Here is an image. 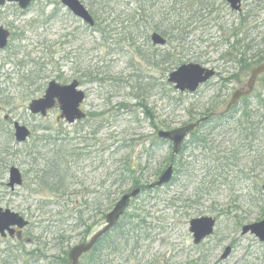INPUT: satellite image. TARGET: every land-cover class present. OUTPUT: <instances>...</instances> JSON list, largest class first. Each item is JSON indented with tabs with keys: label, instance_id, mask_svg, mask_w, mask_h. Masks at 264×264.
<instances>
[{
	"label": "rangeland",
	"instance_id": "rangeland-1",
	"mask_svg": "<svg viewBox=\"0 0 264 264\" xmlns=\"http://www.w3.org/2000/svg\"><path fill=\"white\" fill-rule=\"evenodd\" d=\"M81 1L89 9V0ZM209 2L214 9L207 8L191 22L190 34L181 45L158 48L157 55L169 52L175 60L173 66L164 67L144 61L121 41L124 35L118 15L132 8V0H113V14L104 13L101 18L106 23L101 28L76 18L61 0H32L26 10L13 3L0 8V27L12 33L7 49L0 51V164L4 167L0 171V207L30 223L21 240L0 237V264H61L64 253L100 228V212L109 213L134 190L132 180L122 187L113 184L122 174L124 160L145 169L138 174L151 190L145 188L133 200L118 228L106 237L102 264H264V245L251 234H241L243 225L264 220V198L254 208L245 200L252 180L241 179L235 171L227 177V183L232 180L234 185L212 183L214 177L208 171L218 161L207 152L209 148L204 149L206 144L200 140L191 143V136L187 150L173 161L171 143L151 149L159 131L223 112L234 91L245 86L230 80L241 77L246 82L257 64L255 55L264 53V29L261 34L254 29L258 24L264 27V0H243L240 13L233 12L227 0ZM192 3L194 0H156L148 20L152 25L165 20L171 23L179 7L187 10ZM245 17H249L247 24L239 28L245 33L239 40L244 41L237 44L231 38L227 42ZM146 27L151 36V26ZM149 42L140 37L139 45L145 44L146 53L152 55L156 48ZM231 45L241 51L250 45L246 70L238 63L236 52L230 54ZM154 60L157 63L161 58ZM190 63L216 69L219 76L193 94H182L168 83L166 68L172 72ZM52 81L80 83L87 96L81 106L85 119L69 125L60 119L58 106L45 118L30 113V103L42 98ZM255 87V92L264 88V76ZM14 121L32 131L24 144L15 141ZM233 129L231 125L226 133L212 134L206 146L214 153L223 152L237 137ZM96 130L98 135L93 136ZM49 135L59 140L56 146L62 155H72L70 167L62 172L67 188L59 194L40 186L42 172L56 151L41 140ZM125 143L128 149H118ZM246 163L239 171L245 170ZM171 164L173 180L152 188ZM12 167L24 178L14 192L7 187ZM177 168L181 170L176 172ZM261 175L252 179L262 181ZM202 217L216 219L217 226L213 236L196 246L190 221ZM238 220L243 225L238 226ZM227 247L232 248L231 255L222 260ZM80 264H87L86 259Z\"/></svg>",
	"mask_w": 264,
	"mask_h": 264
},
{
	"label": "trees",
	"instance_id": "trees-1",
	"mask_svg": "<svg viewBox=\"0 0 264 264\" xmlns=\"http://www.w3.org/2000/svg\"><path fill=\"white\" fill-rule=\"evenodd\" d=\"M132 1V8H128L120 13V15H118V22L123 28L120 34L124 35V38L121 41L127 43L129 47L134 51V54L142 58L144 61H153V64L162 67L167 65L173 66V62H175V60L169 52L162 53V51H160V53L157 55L156 52L159 49L156 48L153 44V47H155L156 49L155 52L152 53V55H148L146 53L147 51L144 48L145 44L143 46L139 45L140 37L144 38L146 44L150 43V36L147 33L146 26L150 25L153 32H157L161 34L165 39H167V45H172L174 43L181 45V42H184L187 39V36L190 34L189 29L192 26L191 22H193L195 18H198L200 13L206 11L207 8L211 7L212 10L214 9L209 0H194V3H192L190 7L188 6L187 10L179 7L175 11L176 20L173 21L174 24L173 22L170 23V21L168 23L165 20L160 25H152V23L148 20L147 14L152 10V8H154V3L156 2V0ZM88 2L89 11L96 20L95 28H101V26L106 23V19L101 18L104 13H107L106 11L109 10V15L113 14V8L110 7V3H112L113 0H89ZM185 12H188L189 15ZM248 18L249 17H245L242 19V21L239 23V27L237 28V30L232 31V34L230 35L227 42H230L231 38L236 39L237 44H239V42L241 41H244V39L239 40L240 36L243 37L242 35H245V33L243 34L239 28H242V26L247 24L246 22ZM125 25H127L128 29L124 27ZM113 31H111V33ZM102 32L107 34L106 29H103ZM250 45L242 47L244 51L238 49L237 45H231L233 50L230 51V54L234 56V52H236L237 61L243 68L250 67V65L247 64V57L251 53ZM155 58H161V60H156L157 63H154ZM255 59L258 60L259 64L262 60H264V57H262L261 54H256ZM166 71L167 73L171 72L170 69L167 68ZM140 91L143 92V89H140ZM206 115H208V113ZM191 117L192 119H194L193 114H191ZM231 125L234 126L233 132H237V137L232 140L231 145H229L226 150H224L223 152L214 153V149L212 147L206 146L207 142L210 140V136L214 133L220 134V132H222L226 128L228 129L229 127H231ZM44 130H46L44 132L50 131L48 129ZM98 132V130L94 131L93 136L98 135ZM223 133H226V130ZM191 137V143H193L195 140H200V142L206 144L203 145L204 147H206L204 149L209 148L207 152H209V154L218 161L217 167L208 171L210 176L212 178L214 177L212 183L221 184L220 182H223L226 186L234 185L232 180L227 183V177L233 175L235 171H238L237 174L242 176L241 179L244 178L245 180H252V187L250 185V193L247 196L248 199L245 198V200H247L249 206L253 208L257 207L261 202V199L264 198V88L258 92L253 93L251 97L244 98L236 107L232 109L229 114L223 117L211 118L204 121L198 127V129L191 134ZM41 140L46 141V143H48L49 145L52 144L54 147H56V151L53 159L49 160L48 169L42 172L43 175H41L42 177L40 186L54 194H59L67 188V177H65L62 172L70 167V164L72 163V160H70L72 159V155H62V150L59 151V149H57L56 145L59 140L56 137L49 135ZM163 143H166V141L156 139L151 145V149L159 147ZM127 146L128 145H126L125 143L124 145L118 147V149L126 150L129 148ZM187 148L188 146L186 142L181 154L184 150H187ZM173 160L174 159L172 158L171 161ZM244 161L247 162L245 165L246 168L245 170L239 171V167ZM123 162L124 169L122 170V174L118 175L119 179L115 180L113 184L122 187L128 181L132 180L133 189L141 188L142 192L146 190L145 188L151 190L150 187H144V185L142 184L143 175L140 174H142L145 169L132 166L128 160H124ZM2 167L3 166H1L0 164V171L3 170L4 167ZM181 169L177 168L175 171L179 172ZM139 172L140 174H138ZM259 173L263 174L261 175L262 181L257 177H254L252 179V176L256 174L258 175ZM237 225L241 226L243 225V222H240L238 220ZM105 247L106 246L95 248L89 255H87V264H102V255L105 251H107ZM108 249L113 250V254L116 253L115 249ZM64 255L66 258L64 257V259L61 261V264H64L65 261L68 262V253L66 252L64 253Z\"/></svg>",
	"mask_w": 264,
	"mask_h": 264
},
{
	"label": "water",
	"instance_id": "water-1",
	"mask_svg": "<svg viewBox=\"0 0 264 264\" xmlns=\"http://www.w3.org/2000/svg\"><path fill=\"white\" fill-rule=\"evenodd\" d=\"M243 0H227L233 12H240ZM32 0H0V7L7 3H16L19 8L26 10ZM66 7L76 18L82 20L90 27H94L96 22L87 7L80 0H61ZM10 38V32L0 27V51L7 48ZM151 42L155 47H164L167 45V40L159 33L151 34ZM264 74V62L255 67L247 85L235 91L226 108L229 112L239 101L246 96H250L257 81V78ZM216 75L215 70L207 69L199 64H183L178 69L170 73L168 82L172 84L175 90L180 93H195L203 84L209 82ZM86 100V94L81 90L78 81H73L69 85H61L56 81L48 84L44 96L31 102L29 110L35 116L46 117L52 109L58 104L61 111L60 119L66 121L69 125H73L78 121L86 118V114L82 111L81 105ZM202 120L197 123H192L181 128L170 131H159L158 138L168 141L172 144V157H177L183 148V145L188 136L198 127ZM31 130L19 122L14 123V136L18 144L26 143L31 137ZM174 165L171 164L165 172L160 176L159 180L151 187H163L169 184L173 178ZM23 185V175L21 171L12 167L9 171V181L7 186L15 191L16 188ZM264 189V187H263ZM142 190L136 188L129 194L124 195L106 216V225L98 231L88 242L80 243L73 247L69 252L68 264H79L83 255L92 251L99 240L108 232H110L119 222L121 217L130 208L131 202L141 195ZM217 221L211 217H202L190 221V232L193 235L195 245H200L207 238L211 237L215 232ZM29 225V222L21 215L12 212L9 209L0 207V236L6 238L16 237L22 239L23 230ZM18 230V231H17ZM241 234L243 236L251 234L255 236L262 244H264V220L244 225ZM232 252L231 247H227L222 260L229 258Z\"/></svg>",
	"mask_w": 264,
	"mask_h": 264
},
{
	"label": "flooded vegetation",
	"instance_id": "flooded-vegetation-1",
	"mask_svg": "<svg viewBox=\"0 0 264 264\" xmlns=\"http://www.w3.org/2000/svg\"><path fill=\"white\" fill-rule=\"evenodd\" d=\"M254 29L255 30H257V34H261V33H259V31L261 30H263L264 29V27H263V25L262 24H258V25H256L255 27H254ZM253 29V30H254ZM12 34V33H11ZM261 55H263V57H264V53L263 54H261ZM249 56H250V54H249ZM264 62V60H262L259 64H261V63H263ZM258 64V60H257V64H255L256 66L257 65H259ZM245 69V68H244ZM216 70V69H215ZM246 70V69H245ZM248 71V70H247ZM216 76H219V72L218 71H216ZM248 81H249V78H248V80L246 81V82H244L242 79H241V77H237L236 79H234L233 80V82H234V85H247V83H248ZM258 81H259V79L257 80V82H256V85H257V83H258ZM227 82H229V81H227ZM226 82V83H227ZM6 120H9V117H6ZM15 122V121H14ZM14 122H13V124H14ZM100 212V211H99ZM98 212V213H99ZM108 214V213H107ZM107 214H104V213H102V212H100V217H102V224L100 225V228L96 231V232H98L99 230H101L105 225H106V216H107ZM84 222L82 221V223H80L79 222V224H78V226L80 227L82 224H83ZM85 229H86V232H85V234H89L88 233V230H89V228L88 227H85ZM96 232H94L90 237H85L80 243H86V242H88L92 237H93V235L96 233ZM110 233H108L107 235H105V236H103L100 240H99V242L97 243V245L95 246V248H98V247H102L105 243H106V237L109 235ZM25 235V231L23 230V236ZM16 236V235H15ZM14 239H17L16 237L14 238ZM80 243H78V244H80ZM77 244V245H78ZM73 248V247H72ZM71 248V249H72ZM94 248V249H95ZM93 249V250H94ZM92 250V251H93ZM91 251V252H92ZM90 252V253H91ZM89 253V254H90ZM89 254H87V255H89ZM87 255H84L82 258H81V261L85 258L86 259V257H87ZM105 256L106 255H102V258H105Z\"/></svg>",
	"mask_w": 264,
	"mask_h": 264
}]
</instances>
